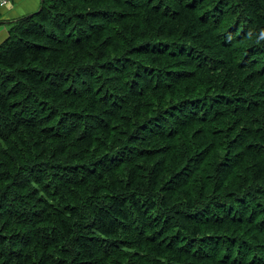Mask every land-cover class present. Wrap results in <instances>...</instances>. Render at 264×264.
Returning <instances> with one entry per match:
<instances>
[{
	"label": "trees",
	"instance_id": "trees-1",
	"mask_svg": "<svg viewBox=\"0 0 264 264\" xmlns=\"http://www.w3.org/2000/svg\"><path fill=\"white\" fill-rule=\"evenodd\" d=\"M32 12L0 42V264H264V0Z\"/></svg>",
	"mask_w": 264,
	"mask_h": 264
},
{
	"label": "rangeland",
	"instance_id": "rangeland-1",
	"mask_svg": "<svg viewBox=\"0 0 264 264\" xmlns=\"http://www.w3.org/2000/svg\"><path fill=\"white\" fill-rule=\"evenodd\" d=\"M38 5L39 0H35V3L34 1L32 2V0H4L3 6L0 5V16L6 12L8 15V12H10L13 16L9 17H11L13 20L16 19L19 15H27L32 10L36 9Z\"/></svg>",
	"mask_w": 264,
	"mask_h": 264
},
{
	"label": "crops",
	"instance_id": "crops-1",
	"mask_svg": "<svg viewBox=\"0 0 264 264\" xmlns=\"http://www.w3.org/2000/svg\"><path fill=\"white\" fill-rule=\"evenodd\" d=\"M34 1L35 3V0H32V2ZM33 5V4H32ZM36 5V4H34ZM9 16H13L10 12H8V15H7V12L2 14L0 16V42H2L4 39H6L9 35L8 33V25L10 23V21L12 20L11 17Z\"/></svg>",
	"mask_w": 264,
	"mask_h": 264
},
{
	"label": "bare ground",
	"instance_id": "bare-ground-1",
	"mask_svg": "<svg viewBox=\"0 0 264 264\" xmlns=\"http://www.w3.org/2000/svg\"><path fill=\"white\" fill-rule=\"evenodd\" d=\"M8 1H9V0H8ZM2 6H3V5H2ZM17 206H18V205H17ZM19 206H20V205H19ZM15 207H16V206H15ZM16 209H17V208H16ZM19 209H20V208H19ZM22 210H23V209H22ZM18 211H19V210H18ZM13 213H14V212H13ZM12 216H13V215H12ZM1 217H2V216H1ZM13 217H14V216H13ZM21 217H22V216H21ZM21 217H20V215H19L18 218H21ZM25 217H26V216H25ZM10 218H11V217H10ZM15 218H16V217H15ZM5 219H6V218H5ZM2 220H4V218H2ZM13 220H15V219H13ZM13 220H12V221H13ZM17 220H18V219H17ZM17 220H15V221L18 222ZM21 220H23V219L21 218ZM0 222H1V220H0ZM4 222H5V221H4ZM6 222H7V221H6ZM20 222H21V221H20ZM14 223H15V222H14ZM6 224H7V223H6ZM14 225H16V224H13V226H14ZM3 226H4V224H3ZM5 227H6V225H5ZM9 227H10V225H9ZM16 230H17V229H16ZM0 232H1V233L4 232V231H3V227H2V231L0 230ZM11 232H12V231H11ZM15 232H18V231H15ZM17 236H18V235H17Z\"/></svg>",
	"mask_w": 264,
	"mask_h": 264
},
{
	"label": "water",
	"instance_id": "water-1",
	"mask_svg": "<svg viewBox=\"0 0 264 264\" xmlns=\"http://www.w3.org/2000/svg\"><path fill=\"white\" fill-rule=\"evenodd\" d=\"M41 7H42V6H40L38 10H40V9H41ZM28 14H30V15H31V14H33V12L31 11V12H29Z\"/></svg>",
	"mask_w": 264,
	"mask_h": 264
},
{
	"label": "built area",
	"instance_id": "built-area-1",
	"mask_svg": "<svg viewBox=\"0 0 264 264\" xmlns=\"http://www.w3.org/2000/svg\"><path fill=\"white\" fill-rule=\"evenodd\" d=\"M3 3H4V0H0V5H3Z\"/></svg>",
	"mask_w": 264,
	"mask_h": 264
}]
</instances>
